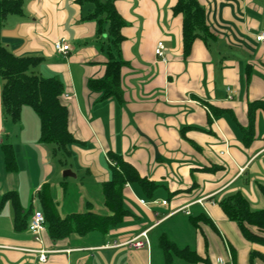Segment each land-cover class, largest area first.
<instances>
[{
    "label": "crops",
    "instance_id": "0c3cea01",
    "mask_svg": "<svg viewBox=\"0 0 264 264\" xmlns=\"http://www.w3.org/2000/svg\"><path fill=\"white\" fill-rule=\"evenodd\" d=\"M26 2L22 15L0 24V43L17 56L41 57L35 72L63 82L70 129L84 144L73 147L71 166L64 168L53 146L40 141L37 114L24 106L20 123L5 118L0 80V195L18 192L29 220L43 212L38 192L46 185L61 216L85 211L88 202L106 208L102 186L112 178L110 151L160 186L148 198L127 184L129 215L122 223L107 234L62 240L52 239L47 225L39 241L28 228L18 231L9 201L0 207V264H167L160 246L164 235L207 258L198 264H217L218 257L231 264H264V245L247 241L219 205L240 192L253 211L264 210V109L256 113L254 140H244L249 103L264 101V43L256 41L264 31V0H199L215 38L208 44L196 40L187 57L183 20L172 12L177 0H119L126 25L117 56L110 37L107 54L105 46L98 47V24L83 21L78 0ZM60 41L70 45L68 54L55 52ZM159 41L165 43L166 61L155 53ZM111 58L125 62L121 100H103L102 92L89 87L90 80L105 78ZM12 125L18 129L14 135ZM4 144L17 153L15 172L5 168ZM68 169L77 180L84 175L80 184L64 176ZM201 214L215 226L202 224L207 237L193 223ZM177 220L180 233L162 231ZM144 231L151 248L135 251L126 245ZM42 251L46 262L40 261Z\"/></svg>",
    "mask_w": 264,
    "mask_h": 264
},
{
    "label": "trees",
    "instance_id": "16d2710c",
    "mask_svg": "<svg viewBox=\"0 0 264 264\" xmlns=\"http://www.w3.org/2000/svg\"><path fill=\"white\" fill-rule=\"evenodd\" d=\"M119 0H78L81 6L92 7L87 20H93L99 24V33H103L104 25L113 47L112 53H121V43L125 40L122 29L126 23L117 9ZM24 0H0V24H3L10 15H22ZM174 16H181L183 20V44L184 55L187 57L196 40L208 41L214 39L207 22L206 8L199 0H177L172 8ZM43 59L41 57H21L10 51L0 43V79L2 87V105L5 118L18 124L21 121L24 106L32 107L41 122L42 143L51 144L54 154L64 168L71 166L74 157L73 147L83 145L76 138L69 125V108L64 103L65 87L63 82L56 78H46L37 74V68ZM123 59L111 58L107 63V73L104 79L90 80L89 87L96 92H102V99L116 97L121 100V75ZM264 109V101L258 100L248 105L249 122L245 129V143L254 140L256 113L258 109ZM4 163L7 172L18 170V159L12 144L2 146ZM108 157L112 163V178L102 186L106 212L93 210V203L88 202L83 212H72L61 216L57 209V201L53 195L52 187L46 185L38 192L46 218V225L50 236L54 240H62L73 234L85 236L89 233L100 232L107 234L112 227L122 223L129 215L124 203V189L127 184L140 188L148 198L160 186L158 183L141 177L137 169L129 163L122 154L110 151ZM215 168L209 169L214 170ZM12 202L15 209V225L18 231L29 228L28 214L23 212L18 192L9 191L0 197V207ZM228 218L237 223L240 232L251 243L264 245V210L253 211L248 199L240 192H236L219 201ZM193 223L199 226L205 234L202 224L215 229L211 219L201 214L193 219ZM206 236V234L204 235ZM207 237V236H206ZM167 264H173L174 258L187 264H198L208 261L201 257L196 250L190 247H180L165 235L160 239Z\"/></svg>",
    "mask_w": 264,
    "mask_h": 264
},
{
    "label": "built area",
    "instance_id": "2783aa9c",
    "mask_svg": "<svg viewBox=\"0 0 264 264\" xmlns=\"http://www.w3.org/2000/svg\"><path fill=\"white\" fill-rule=\"evenodd\" d=\"M256 41L258 43H264V31L257 34ZM70 49H71V47L69 44L66 43V41H60V42H57L55 44V50L58 53L68 54ZM165 50H166L165 43L163 41H159L157 44L155 53H156L157 57L160 58L162 61L167 60V58L165 56ZM141 203L143 205H148V203H146L144 200H141ZM167 204H168L167 201L163 202V205L166 206ZM188 214H190V213L188 212ZM45 226H46V218H45L44 213L41 211L34 212L32 218L30 220L28 229L35 236V238L38 241L40 240L41 233H42L43 229L45 228ZM151 244L152 243H151V239L149 237L148 231H144L138 237H136L133 240H131L130 242H128L126 245L135 251H142V250L151 248ZM116 246L117 245L115 244L114 247H116ZM40 261L41 262L47 261V252L46 251L41 252ZM217 264H231V263H228L222 257H218L217 258Z\"/></svg>",
    "mask_w": 264,
    "mask_h": 264
},
{
    "label": "rangeland",
    "instance_id": "374dc122",
    "mask_svg": "<svg viewBox=\"0 0 264 264\" xmlns=\"http://www.w3.org/2000/svg\"><path fill=\"white\" fill-rule=\"evenodd\" d=\"M27 3H28V0H27V2H26V5H27ZM78 5L81 7V11H82V15H83V21H85V20H87V19H84L87 15H88V13L90 12V10L92 9V7L91 6H89V5H86V6H81V4L80 3H78ZM97 24H98V22H97ZM98 26V29H99V24L97 25ZM107 26L106 25H104V27H103V33H98V36H97V39H98V47L101 49L102 48V46H105V50H106V53L105 54H107V51H108V42H107V40H108V38H109V36H108V33H107ZM55 52H57L56 50H55ZM58 53V52H57ZM116 53V52H115ZM116 56H117V54H116ZM40 68L41 67H39V70H40ZM36 69V68H35ZM34 69V71H36ZM37 72V71H36ZM1 80V79H0ZM26 108H29L28 110H30L31 112H32V114H37L36 112H35V110L32 108V107H30V106H26ZM38 116V115H37ZM23 118V117H22ZM23 120V119H22ZM14 126L15 125H12L11 127H10V129H12V131H11V133H12V135H14V134H16L17 132L16 131H18V129H16L17 127L15 126V128H14ZM21 126H23L22 124H21ZM78 146H80V145H78ZM57 161H58V159H57ZM59 162V161H58ZM60 164V163H59ZM73 174H75V175H77L76 173H74L73 172ZM79 175V178H78V180L77 179H75V177H73V178H71V177H68L67 179L70 181V182H78L79 184H80V182L84 179V175L81 173V174H78ZM73 184V183H72ZM74 185V184H73ZM2 195H0V197H1ZM30 205H32L31 204V202H29V204H28V206H30ZM94 207V206H93ZM41 207H39V209H40ZM93 210L94 211H96V212H103L102 210H104V212L106 211V208L105 207H102L101 205L99 206L98 204H95V207L93 208ZM81 212H83V210H81ZM182 216H184L185 218L184 219H186V220H188V217H186L185 215H181V217ZM162 231H164V232H168V233H174V234H177V233H180L181 232V222L179 221V220H177V221H174V222H172V223H170V224H168V225H166L165 227H163L162 228Z\"/></svg>",
    "mask_w": 264,
    "mask_h": 264
},
{
    "label": "water",
    "instance_id": "95a60500",
    "mask_svg": "<svg viewBox=\"0 0 264 264\" xmlns=\"http://www.w3.org/2000/svg\"><path fill=\"white\" fill-rule=\"evenodd\" d=\"M64 176H73V177H76V175L73 174V172L71 170H69V169L64 172Z\"/></svg>",
    "mask_w": 264,
    "mask_h": 264
}]
</instances>
